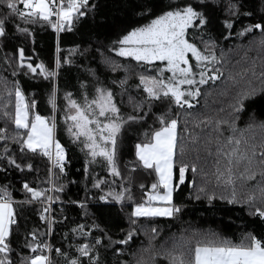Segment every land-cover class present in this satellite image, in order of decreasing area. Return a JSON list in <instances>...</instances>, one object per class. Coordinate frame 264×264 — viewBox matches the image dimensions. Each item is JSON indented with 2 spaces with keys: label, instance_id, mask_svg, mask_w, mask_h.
Listing matches in <instances>:
<instances>
[{
  "label": "trees",
  "instance_id": "trees-1",
  "mask_svg": "<svg viewBox=\"0 0 264 264\" xmlns=\"http://www.w3.org/2000/svg\"><path fill=\"white\" fill-rule=\"evenodd\" d=\"M170 2L184 0H89L90 7L84 9L87 14L74 23L72 30L57 34L48 23L30 24L12 16L7 0H0V18L10 17L6 36L0 37V127L13 129L3 112L14 110L15 87L19 86L28 101H35L34 113L54 119V138L66 153L64 171L56 170L53 174L52 189L62 187L63 191L52 190L50 218L48 212H43L48 201L25 202L30 200V194L23 189L24 183H28L33 188L47 190L48 157L21 153L19 145L11 140L0 142V187L10 193L17 214L11 236L14 264L33 255L24 246L31 240L32 232L51 245L52 250L44 254L50 256L52 264H68V260L76 258L81 264H93V260L81 257L78 252L85 244L89 245L95 264H169L170 251L176 254L188 251L198 241L208 238L239 242L242 236L251 233L264 240V220L252 214L255 207H264L258 191L264 177L257 174L255 180L245 181L243 186L238 182L239 202L228 203L231 189L218 186L213 176L219 136L214 131L215 122L231 121L230 106L236 92L247 87L249 80L259 86V77L264 73L261 44L264 34L253 30L241 35L251 25L264 24V0H204L202 4L191 0L212 23L189 29L187 38L201 51L208 47L210 51L204 54L214 55V66L223 73L215 82L200 86L201 95L193 101L195 107L191 109L179 108L166 99L147 98L139 78L157 76L159 62L138 64L132 58L117 56L112 50L113 41L147 24L153 15L167 10ZM145 5L151 8V13L141 15ZM18 7L23 6L18 4ZM233 8L237 15L232 14ZM226 21H231L233 27L227 28ZM23 28L28 31H21ZM20 49L24 50L25 67H20ZM27 64L33 67L43 64L56 75L46 78L38 68L32 73ZM168 76L170 73L165 72L164 77ZM97 88L113 92L120 116L126 121L117 135L115 159L121 173L118 177L111 175L102 157L93 158L81 141L68 132L69 100L83 106L85 98L91 101L96 97ZM53 98L54 104L50 102ZM165 113L178 120L179 144L184 153L180 160L195 165L198 170L186 172L184 184H179L178 168L174 170L173 205L180 212L172 217L136 218L131 215L133 207L152 193L151 185L157 182V177L152 170L140 166L135 146L149 142L151 133L160 127L158 117ZM253 115L256 123L249 128L253 123L249 117ZM129 116L137 120L127 121ZM259 121H264V96L248 102L247 111L236 121V135L242 132L249 144L255 145L257 153L264 151V128L257 126ZM222 131L224 137L232 135L227 126H222ZM5 145L9 149L7 153ZM10 158L21 168L10 164ZM253 170L259 173L261 167L254 166ZM99 181L103 183L94 187ZM201 188L205 191H200ZM109 193H123L124 198L118 201ZM213 194L216 198L210 200ZM46 195L49 196L48 191ZM252 195L257 199L249 204L247 199ZM44 213L46 220L41 224L40 216ZM153 228L157 229L156 233L152 232ZM130 232L134 235L128 244L118 243ZM97 240L101 243L97 244ZM57 248L62 254L55 252Z\"/></svg>",
  "mask_w": 264,
  "mask_h": 264
},
{
  "label": "snow or ice",
  "instance_id": "snow-or-ice-1",
  "mask_svg": "<svg viewBox=\"0 0 264 264\" xmlns=\"http://www.w3.org/2000/svg\"><path fill=\"white\" fill-rule=\"evenodd\" d=\"M197 2L202 4L204 0H197ZM18 4L23 6L22 9L18 7ZM89 7V0H7V8L11 10L12 16H18L25 23L30 24L43 21L57 33L71 31L74 23L87 14L84 9ZM149 13L151 8L145 5V11L141 15ZM232 14H238L234 8ZM244 15H251V13H244ZM9 19L10 17L0 18V37L6 36V23ZM211 23V18L199 11L191 0H184L183 3L170 2L167 10L153 15L147 24L135 27L113 41L112 50L117 56L132 58L138 64L155 65L159 62L163 66L157 68V76L141 75L139 78L147 98L151 101L166 99L179 108L191 109L195 107L193 101L201 95L200 86L209 81L215 82L223 75L214 66L215 56L204 54L210 49L206 47L204 51H201L187 38L189 29ZM225 26L232 28L233 23L226 21ZM20 30L28 31L27 28ZM253 30L264 34V24L251 25L245 28L241 35ZM261 44L264 45V40H261ZM189 54L195 60V64L190 61ZM19 58L20 67H25L23 49L19 50ZM56 63L59 66V60ZM209 64L213 66L209 67ZM26 67L32 73H36L38 68L46 78L56 75L55 72L46 69L43 64L35 67L27 64ZM165 72L171 75L164 77ZM259 81L257 86L249 80L247 87L236 92L234 103L230 106L231 121L217 120L215 122L214 131L219 133V136L216 138L213 176L218 186L231 189V198L228 203L239 202L238 182L240 186H243V182L255 180L257 174L264 177V151L257 153L255 145H250L242 132L240 136L236 135L238 131L236 121L240 119L241 113L247 111V103L255 100L257 96H264V73H261ZM96 93V97L91 101L85 98L83 106L75 100H69V107L74 111L66 117V120L72 122L68 132L75 140L81 141L93 158L102 157L109 165L111 175L118 177L121 173L115 159L117 135L126 121L120 116V109L111 90L97 88ZM14 95V110L3 112V116L11 122L13 129L9 131L7 127H0V142L11 140L19 145L21 153L48 157L53 166L63 172L66 153L60 142L54 138L56 127L54 119L49 121L48 118L34 113L35 101H28L19 86L15 87ZM50 102L54 104V98ZM249 119L253 121L249 124L251 128L256 123V118L253 115ZM136 120L135 116L127 118V121ZM158 123L160 127L151 133L149 142L135 146V154L140 166L146 170H152L157 177V182L151 185L152 193L147 194L144 202L135 204L131 215L136 218L172 217L180 212V208L173 205L174 170L178 168L179 184L185 183L186 172L191 170L195 173L198 170L195 165H189L180 160L184 153L179 144L178 120L169 118L165 113L158 117ZM222 126H227L232 135L224 137ZM257 126L264 128V121H259ZM8 151L5 145L4 152ZM9 163L17 169L21 168L15 159L10 158ZM254 166L261 167L259 173L253 170ZM31 167L29 164L28 168L31 169ZM101 183L103 181L97 182L94 187H99ZM23 189L30 194V200L25 202H43L44 200L54 202L53 197L46 195L48 190L33 188L28 183H24ZM160 189H163V192ZM52 190L60 192L63 188ZM200 191L203 192L205 189L201 188ZM258 191L259 200L261 204H264V180L259 183ZM109 195H114V199L118 201L124 198L123 193H109ZM128 198L131 199L130 196ZM215 198V194L209 196L210 200ZM256 199L257 197L252 195L248 197L247 202L254 204ZM154 202H159L162 206H156ZM14 203L7 189L0 187V264H14L11 259L13 252L11 236L13 226L17 223ZM49 211L48 207L43 209V212ZM252 214L264 220V207H255ZM40 219L43 221L46 217L41 214ZM152 232L156 233L157 229L153 228ZM29 235L31 240L26 241L24 246L33 255L21 259L20 264H52L50 256L44 254L52 250L51 245L40 240L36 232ZM133 235L134 233H128L127 238L118 243L128 244ZM96 243L99 244L101 241L97 240ZM55 252L62 254L59 248L55 249ZM78 252L81 257H87L95 264L89 245H82L78 248ZM63 255L67 257L66 253ZM167 258L169 264H264V240L258 239L251 233L242 236L239 242L226 238H208L198 241L188 251H181L179 254L170 251ZM68 264H81V260L70 259Z\"/></svg>",
  "mask_w": 264,
  "mask_h": 264
},
{
  "label": "built area",
  "instance_id": "built-area-1",
  "mask_svg": "<svg viewBox=\"0 0 264 264\" xmlns=\"http://www.w3.org/2000/svg\"><path fill=\"white\" fill-rule=\"evenodd\" d=\"M56 32V31H55ZM57 33V32H56ZM60 33V32H59ZM59 33H57V34H59ZM49 160V159H48ZM64 169H65V165H64ZM59 171V169L58 168H55L54 166H53V163H52V161H50L49 160V185H48V188H47V190H48V193H49V196H51V193H52V181H53V173H54V171ZM60 172V171H59ZM46 205L48 206V208H50L51 207V205H52V202H47L46 203ZM44 216H45V213L43 214ZM48 216L50 217V211L48 212ZM46 220V219H45ZM45 220H41L40 219V223L41 224H44L45 223ZM48 222H50V218L48 219Z\"/></svg>",
  "mask_w": 264,
  "mask_h": 264
},
{
  "label": "rangeland",
  "instance_id": "rangeland-1",
  "mask_svg": "<svg viewBox=\"0 0 264 264\" xmlns=\"http://www.w3.org/2000/svg\"><path fill=\"white\" fill-rule=\"evenodd\" d=\"M189 58H190V61L193 63V64H195V60L193 59V58H191V54H189ZM104 60V59H103ZM109 64H111L110 62H109ZM163 65H161V67H162ZM197 71H199V69H197ZM171 75V74H170ZM128 101H129V98H127V103H128ZM73 111L74 110H72V109H70V111L68 112V115H70V114H72L73 113ZM102 119V118H101ZM51 120H53V118L52 119H50L49 121H51ZM71 124H72V122L71 121H69L68 120V124H67V127L69 128V126H71ZM81 139H83V138H81ZM55 172V171H54ZM54 174V173H53ZM161 190V189H160Z\"/></svg>",
  "mask_w": 264,
  "mask_h": 264
},
{
  "label": "crops",
  "instance_id": "crops-1",
  "mask_svg": "<svg viewBox=\"0 0 264 264\" xmlns=\"http://www.w3.org/2000/svg\"><path fill=\"white\" fill-rule=\"evenodd\" d=\"M135 153H136V152H135ZM173 186H174V184H173ZM160 191L163 192V189H161ZM154 204H155L156 206H162V205L159 204V202H154ZM133 209H134V207H133ZM132 211H133V210H132Z\"/></svg>",
  "mask_w": 264,
  "mask_h": 264
},
{
  "label": "bare ground",
  "instance_id": "bare-ground-1",
  "mask_svg": "<svg viewBox=\"0 0 264 264\" xmlns=\"http://www.w3.org/2000/svg\"><path fill=\"white\" fill-rule=\"evenodd\" d=\"M51 218V217H50Z\"/></svg>",
  "mask_w": 264,
  "mask_h": 264
}]
</instances>
